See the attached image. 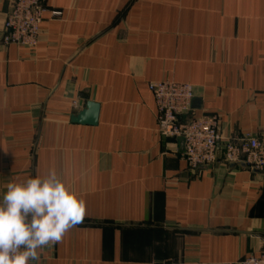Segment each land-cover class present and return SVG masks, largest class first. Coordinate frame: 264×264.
<instances>
[{
    "label": "crops",
    "instance_id": "crops-1",
    "mask_svg": "<svg viewBox=\"0 0 264 264\" xmlns=\"http://www.w3.org/2000/svg\"><path fill=\"white\" fill-rule=\"evenodd\" d=\"M35 51L4 46L0 198L55 169L81 223L30 264H238L264 252V173L191 170L149 84H189L193 116L264 138V0H42ZM60 17H53V13ZM89 103L95 126L73 123Z\"/></svg>",
    "mask_w": 264,
    "mask_h": 264
},
{
    "label": "built area",
    "instance_id": "built-area-1",
    "mask_svg": "<svg viewBox=\"0 0 264 264\" xmlns=\"http://www.w3.org/2000/svg\"><path fill=\"white\" fill-rule=\"evenodd\" d=\"M8 1L10 11L4 24L3 45L35 51L45 11L42 0ZM60 16V13H53V17ZM149 90L156 102L159 134L182 142V158L191 170L211 167L220 162L264 173V138L252 135H243L238 139L225 138L220 131L218 115L194 117L195 92L191 85L163 81L149 84ZM238 264H264V252L259 257L243 259Z\"/></svg>",
    "mask_w": 264,
    "mask_h": 264
},
{
    "label": "clouds",
    "instance_id": "clouds-1",
    "mask_svg": "<svg viewBox=\"0 0 264 264\" xmlns=\"http://www.w3.org/2000/svg\"><path fill=\"white\" fill-rule=\"evenodd\" d=\"M84 215V199L55 169L9 182L0 198V264L38 262L39 250L60 242Z\"/></svg>",
    "mask_w": 264,
    "mask_h": 264
},
{
    "label": "water",
    "instance_id": "water-1",
    "mask_svg": "<svg viewBox=\"0 0 264 264\" xmlns=\"http://www.w3.org/2000/svg\"><path fill=\"white\" fill-rule=\"evenodd\" d=\"M99 106L89 103L86 109L72 119L73 123L95 126L98 122Z\"/></svg>",
    "mask_w": 264,
    "mask_h": 264
}]
</instances>
